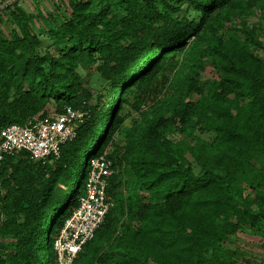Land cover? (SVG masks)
<instances>
[{
  "label": "trees",
  "instance_id": "16d2710c",
  "mask_svg": "<svg viewBox=\"0 0 264 264\" xmlns=\"http://www.w3.org/2000/svg\"><path fill=\"white\" fill-rule=\"evenodd\" d=\"M66 107L85 116L58 157L0 159V264H57L109 146L112 206L73 264H238L233 237L264 238V0L0 7V131Z\"/></svg>",
  "mask_w": 264,
  "mask_h": 264
},
{
  "label": "built area",
  "instance_id": "2783aa9c",
  "mask_svg": "<svg viewBox=\"0 0 264 264\" xmlns=\"http://www.w3.org/2000/svg\"><path fill=\"white\" fill-rule=\"evenodd\" d=\"M84 116L83 110L66 107L60 113L51 112L42 117H32L24 124L14 123L2 128L0 159L22 151H27L34 160L58 157L62 144L75 137ZM109 150L92 159L85 191L55 239L57 264L74 263L112 206L106 191L109 178L115 171L113 161L107 157Z\"/></svg>",
  "mask_w": 264,
  "mask_h": 264
},
{
  "label": "rangeland",
  "instance_id": "374dc122",
  "mask_svg": "<svg viewBox=\"0 0 264 264\" xmlns=\"http://www.w3.org/2000/svg\"><path fill=\"white\" fill-rule=\"evenodd\" d=\"M15 0H0V7L5 6L7 3H11ZM19 4L25 9V11L33 14H37L38 11L49 13L55 10V6L61 3V0H18ZM257 20V15L248 17L250 23H254ZM36 24H42L41 19L36 20ZM201 80H213L216 78V73L211 66H207L206 69L200 74ZM94 85L99 87V80L97 77H93ZM162 86L160 85L159 89ZM164 88V87H163ZM104 91V90H103ZM104 93V92H103ZM105 94V93H104ZM162 94V92H161ZM197 95L193 94V98ZM137 114L133 112L126 121L122 124L120 132L114 137V142L117 144H123L124 133L128 130L131 124L136 119ZM109 149L112 146L108 147ZM231 248H239L244 252L243 257L240 258L238 264H264V238L257 236L255 233L239 231L236 236L233 237V241L227 244Z\"/></svg>",
  "mask_w": 264,
  "mask_h": 264
}]
</instances>
